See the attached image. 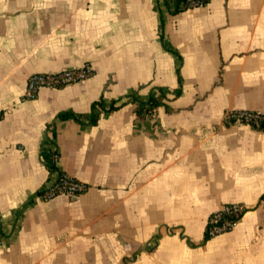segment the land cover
<instances>
[{
  "label": "crops",
  "instance_id": "1",
  "mask_svg": "<svg viewBox=\"0 0 264 264\" xmlns=\"http://www.w3.org/2000/svg\"><path fill=\"white\" fill-rule=\"evenodd\" d=\"M84 65L23 100L30 74ZM161 89L152 117L91 123ZM236 109L264 111V0H0V264H264V130ZM44 148L83 193L38 196ZM226 203L245 212L205 238Z\"/></svg>",
  "mask_w": 264,
  "mask_h": 264
},
{
  "label": "built area",
  "instance_id": "2",
  "mask_svg": "<svg viewBox=\"0 0 264 264\" xmlns=\"http://www.w3.org/2000/svg\"><path fill=\"white\" fill-rule=\"evenodd\" d=\"M203 0H186L180 7L184 9L196 8L204 5ZM93 75L90 66L84 65L80 68L62 70L59 72H34L26 79V85L23 93V100L34 99L39 90L43 87H62L72 82L87 79ZM225 119L229 121H245L249 125L259 127L264 126V116L257 114H248L245 111L230 110L225 113ZM52 162L57 163V154L52 155ZM87 189L84 182L77 178L59 171L53 170L49 181L43 186L38 196L43 199H51L58 195H65L69 198H75ZM264 206V193L260 196L259 202ZM245 206L239 203L223 204L218 210L212 212L206 222L205 234L208 238L228 232L233 229L235 224L245 212ZM3 241L2 231L0 229V244Z\"/></svg>",
  "mask_w": 264,
  "mask_h": 264
},
{
  "label": "trees",
  "instance_id": "3",
  "mask_svg": "<svg viewBox=\"0 0 264 264\" xmlns=\"http://www.w3.org/2000/svg\"><path fill=\"white\" fill-rule=\"evenodd\" d=\"M203 1L206 3L209 0H203ZM185 2L186 0H176L177 5ZM179 92H180L179 90H176L175 94L178 95ZM163 97H165V94L162 91V89L159 90V93L157 95L150 94L145 99H139L135 95L134 91H131L128 95H126L127 100H122V98H119L118 100L111 101L106 108L104 106L103 99H101L92 105V110L89 115L91 123L95 122L96 116L99 114V112L102 111L108 113L124 105L127 101H133L137 103V106L135 108V113L137 117H144L145 115L152 117V115H154L155 113V108L162 103ZM59 117L63 119L73 118L75 120L81 121V119L84 118L85 116L80 114H75L72 112H61L59 113ZM260 128H262V126H260ZM53 154H56V151H50L46 148H44L42 151V157L44 158L46 166L50 170H57L58 167H56V164H54L51 159ZM205 238H208L206 234H205Z\"/></svg>",
  "mask_w": 264,
  "mask_h": 264
},
{
  "label": "rangeland",
  "instance_id": "4",
  "mask_svg": "<svg viewBox=\"0 0 264 264\" xmlns=\"http://www.w3.org/2000/svg\"><path fill=\"white\" fill-rule=\"evenodd\" d=\"M236 110H240V111H245L247 112L248 114H257L259 116H264V111H257V110H248V109H236ZM233 121H236V120H233ZM236 122H240V123H244V124H248L247 122L245 121H236ZM249 125V124H248ZM250 126H252L250 124ZM252 127H255V126H252ZM255 128H258V129H261V130H264V126H262V128H259V127H255ZM87 186V185H86ZM69 198V197H68ZM72 199V198H70Z\"/></svg>",
  "mask_w": 264,
  "mask_h": 264
}]
</instances>
